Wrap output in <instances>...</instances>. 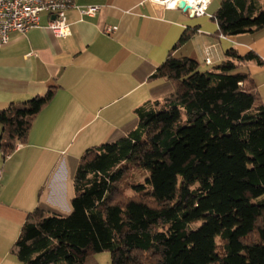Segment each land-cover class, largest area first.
Here are the masks:
<instances>
[{
    "label": "trees",
    "instance_id": "16d2710c",
    "mask_svg": "<svg viewBox=\"0 0 264 264\" xmlns=\"http://www.w3.org/2000/svg\"><path fill=\"white\" fill-rule=\"evenodd\" d=\"M260 1L222 0L216 34L262 29ZM249 61L261 64L229 49L201 71L169 55L152 75L167 93L135 110L134 131L83 152L70 212L38 204L11 254L22 264H96L103 252L111 264H264V104L239 70ZM55 90L0 110L3 159L26 142ZM132 171L143 180L131 182Z\"/></svg>",
    "mask_w": 264,
    "mask_h": 264
},
{
    "label": "crops",
    "instance_id": "0c3cea01",
    "mask_svg": "<svg viewBox=\"0 0 264 264\" xmlns=\"http://www.w3.org/2000/svg\"><path fill=\"white\" fill-rule=\"evenodd\" d=\"M216 1L213 12L208 6L207 15L191 17L149 0H75L65 13L70 37L55 38L47 30V13L38 28L9 34L0 47V110L56 90L26 142L7 160L0 153V264H22L10 250L38 204L69 213L72 176L83 152L134 131L135 110L167 93L164 81L152 75L169 55L207 71L229 49L254 54L261 64L241 63L239 70L250 76L264 104V27L231 38L217 35L213 16L222 0ZM89 5L99 8L93 17L81 14ZM260 5L264 9V0ZM108 27L115 30L106 34ZM185 32L193 34L175 47Z\"/></svg>",
    "mask_w": 264,
    "mask_h": 264
},
{
    "label": "built area",
    "instance_id": "2783aa9c",
    "mask_svg": "<svg viewBox=\"0 0 264 264\" xmlns=\"http://www.w3.org/2000/svg\"><path fill=\"white\" fill-rule=\"evenodd\" d=\"M177 0L173 4L162 6L156 0H149L150 3L159 5L163 8L177 10ZM184 1L189 9L186 11L191 17H202L207 15V8L211 0H195L193 6L188 1ZM73 6L71 0H0V47L6 45L9 41V34L16 32L24 35L31 29L38 28L40 25V15L47 13L51 18L47 24V30L55 38L66 39L70 37L71 30L66 19V11ZM98 6H86L81 10V14L89 17L95 16ZM115 28L108 27L106 34L113 32ZM211 48L204 50V63L211 64ZM17 145L14 150L19 149ZM11 154L6 155L5 160L9 159ZM1 181V172H0Z\"/></svg>",
    "mask_w": 264,
    "mask_h": 264
},
{
    "label": "rangeland",
    "instance_id": "374dc122",
    "mask_svg": "<svg viewBox=\"0 0 264 264\" xmlns=\"http://www.w3.org/2000/svg\"><path fill=\"white\" fill-rule=\"evenodd\" d=\"M216 2H217L216 0L212 1L211 5L209 6L208 12H213V8L215 7V4H217ZM116 140H117L116 138H113L110 141H108L107 143H112V142H115ZM128 179L131 182H134V181L135 182H141L143 180V176L140 175L139 172L132 171L130 173ZM72 193H73V188H72ZM65 214H67V213H65ZM94 261L96 262V264H111V256L108 252L99 253V254L94 255Z\"/></svg>",
    "mask_w": 264,
    "mask_h": 264
},
{
    "label": "bare ground",
    "instance_id": "6f19581e",
    "mask_svg": "<svg viewBox=\"0 0 264 264\" xmlns=\"http://www.w3.org/2000/svg\"><path fill=\"white\" fill-rule=\"evenodd\" d=\"M160 1V2H159ZM177 0H158L157 2H159L160 4L164 5V6H167V5H170V4H173L174 2H176ZM185 1H188V3L193 6L195 2V0H185Z\"/></svg>",
    "mask_w": 264,
    "mask_h": 264
},
{
    "label": "water",
    "instance_id": "95a60500",
    "mask_svg": "<svg viewBox=\"0 0 264 264\" xmlns=\"http://www.w3.org/2000/svg\"><path fill=\"white\" fill-rule=\"evenodd\" d=\"M177 8L180 11L186 12L189 9V6L184 1H179L177 4Z\"/></svg>",
    "mask_w": 264,
    "mask_h": 264
}]
</instances>
